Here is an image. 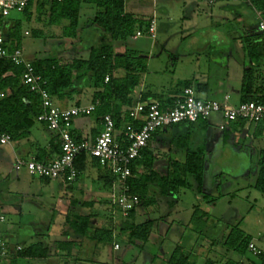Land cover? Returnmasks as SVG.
Instances as JSON below:
<instances>
[{
  "label": "rangeland",
  "instance_id": "rangeland-1",
  "mask_svg": "<svg viewBox=\"0 0 264 264\" xmlns=\"http://www.w3.org/2000/svg\"><path fill=\"white\" fill-rule=\"evenodd\" d=\"M154 1L156 39L148 35V25H145L136 39L130 37L124 42L125 48L136 52L146 64L141 84L154 100L176 96L187 81L191 83L192 78L198 76L197 56L201 55L202 60V54L207 56L212 66H215L213 62L220 64L229 59V64L238 69L250 58V62L264 72L263 59L249 57L245 47L243 48L253 40L232 41L229 38L233 33L242 36V32L247 31H257L260 36L258 29H255V13L252 9L254 0H245L249 4H241L245 12L242 11L240 17L223 25L208 24L210 19L207 20L206 14L211 6L210 0ZM212 1H217L213 6L221 2ZM138 2L146 7H153V0ZM197 8L203 15V19L198 21L199 24L193 17ZM85 12L93 15L95 6L83 4L81 14ZM22 16V12L12 11L9 18L20 19ZM80 18L83 19L82 16ZM196 24L199 27L195 29ZM20 27L21 46L25 54L32 53V56L38 59L53 56L58 52L61 56L57 58L63 63L69 62L73 57L84 58L86 55L85 50H79V45L72 48L63 40L42 39L32 35V25L28 22H22ZM24 29L28 30V35H23ZM187 33L190 34L187 38L181 37ZM85 37L93 45L98 43L99 34L95 32L83 34V38ZM221 42L224 46L226 44L234 47L231 52L230 49L227 52L228 57L224 53L226 51L221 48ZM32 44L46 49L45 52L33 53ZM260 48L264 49V41L257 49ZM75 51L77 54H74ZM229 67L230 65L227 69ZM251 69L253 71L255 68ZM213 74H210L212 81ZM215 75V86H210L206 92L202 91L204 93L197 92L196 95L204 98L207 94V99L222 103V76L217 73ZM235 84L237 87V81ZM235 84H232V89ZM88 94L91 96V92ZM233 94L229 91L228 96L233 99ZM72 99H65L59 105L68 106ZM236 100L238 104L240 101L237 97ZM94 116L96 114L74 121L75 128H89ZM221 122L223 120L219 113L211 114L207 120V132L216 140H209L210 137L206 140L207 168L203 186L204 192L210 194L212 199L207 202L191 190L180 188L176 195H152L153 202L143 207L138 206L131 218L124 217L118 208L108 203V188L99 178L100 174L109 172V168L99 165L96 159H89L77 181L45 179L31 176L24 168L15 170L16 160L10 146L1 145L0 214L5 217V221L0 223V238L23 249L32 244H42L49 251L45 261L18 255L14 263L168 264L171 253L176 247H180L182 255L186 257V264H225L227 259L241 264H264V192L256 187L259 150L264 149V138L254 139L252 142L247 138L244 141V136L235 132L222 143L223 133L218 127ZM42 125L34 122L31 131L36 133V130H39L42 138H49V130ZM247 125L249 126V123ZM167 142L166 140L161 143V138L156 136L151 145L152 149L160 153L156 161L158 170L165 168ZM175 149L176 147H172L170 155L182 159L181 154L173 152ZM82 200L86 203L91 201L92 204L78 205ZM196 206L204 212L205 222L192 219ZM77 214H91L93 227L88 228V234L85 236L72 235L71 230H68L69 235H66V216L71 218ZM144 222L149 224L147 240L142 242L140 238H132L129 241V230L126 226H137ZM102 227L113 230L111 241H97L92 238L94 228ZM233 228L255 240L263 254L253 255L248 249L243 254L226 251L222 241ZM62 241L72 242L69 245L72 249L70 253L59 249V242ZM115 244L118 248H114ZM10 260L8 258L6 263Z\"/></svg>",
  "mask_w": 264,
  "mask_h": 264
},
{
  "label": "trees",
  "instance_id": "trees-1",
  "mask_svg": "<svg viewBox=\"0 0 264 264\" xmlns=\"http://www.w3.org/2000/svg\"><path fill=\"white\" fill-rule=\"evenodd\" d=\"M35 2L39 12L42 13L41 15H43V9L48 6L49 24H54L60 19L67 20V25L63 27L64 42L72 48L79 45V50L88 51L86 59L74 57L65 63L55 56L36 58L31 61L35 73L40 75L46 82L45 89L48 93L53 98L63 101L72 98L75 93L81 91L85 86L93 88L92 102L98 101L99 105L92 114H96L100 118L105 114L111 115L116 128L119 130L125 123L131 122L128 116V111L132 108L131 94L139 85L140 78L145 73L146 64L142 57L128 49L123 54H114L113 43L115 41L125 42L135 34L137 29L142 27L144 22L125 12V0H42ZM254 2L253 8L264 10V0H254ZM83 4H92L95 8L102 10L94 13L89 24L80 25L81 6ZM89 32L99 34L97 44L93 45L86 40V37L83 38V34ZM5 38L12 40L14 44L9 51L16 49L21 38L20 23H16L12 29H9ZM260 40L264 41L261 37ZM14 41L16 42L14 43ZM258 47V44L255 46L248 45L246 48L248 56L255 58L262 56V53L257 50ZM117 69L124 70L125 75L121 78L114 77L113 72ZM24 72L23 65L14 64L9 58L0 61V90L8 89L10 92L0 101V129L11 136V142L28 136L30 128L34 122H37V115L42 111L39 96L30 91L23 80ZM106 77H108L107 81H105ZM189 86L190 82L187 81L184 88ZM252 91L253 72L250 68L245 70L242 77V99L240 103L249 101L264 103V87L260 90L262 94L255 97L251 95ZM176 98H169L165 101L159 99V101L162 108H167L172 105ZM246 125L245 120L231 121L221 130L223 133L221 142L225 143L235 132L241 135ZM206 128L207 121L199 120L164 127L153 134L152 138L166 134L170 145L169 150L172 151V147H176L173 152L176 154V151H180L182 159L171 156L169 151L165 154V168L158 170L156 165L158 152L149 150L148 147L141 151L140 156L131 163V175L126 179L130 192L140 198L139 207L153 202L152 195H176L180 188L191 190L196 196H200L202 200H207V202L212 199L210 194L204 192L203 186L207 168V150L204 137ZM73 137L77 141L81 139L74 131ZM247 138L251 142L254 139L264 138V120L249 123L247 132L243 137L244 141ZM50 143L53 149L45 155L46 157L37 156L38 160L43 158L44 161H50L52 155L57 156L60 154L59 143L56 138L51 139ZM91 158L87 153H81L76 157L75 166L80 172L78 178L82 176ZM92 159L95 160V158ZM96 162L99 164L97 159ZM258 164L259 175L256 187L264 192V149L259 150ZM99 179L109 188L115 177L109 171L101 175ZM84 204L90 206L92 203L91 201L87 203L82 201L80 206ZM135 209H132L126 218L133 217ZM91 219V214H77L71 218L66 216L67 231H65V234L69 235L68 230H71L73 235L85 236L88 234V228L92 226ZM192 219L205 222L204 212L200 211L198 206L193 211ZM127 228L129 230V241L132 238H140L144 242L149 236L148 222L137 226H126ZM92 238L97 241H111L113 230L103 227L94 228ZM251 241V238L233 228L224 237L222 245L226 251L243 254L248 249V244ZM71 243V241H62L59 242V246L70 245ZM44 251L45 249L40 247L39 244H32L26 249L21 247L9 263L3 264H15L14 260L18 255L30 259H41ZM258 255H262V252ZM186 263V257L182 255L181 248L176 247L168 259V264ZM225 264L241 263L227 259Z\"/></svg>",
  "mask_w": 264,
  "mask_h": 264
},
{
  "label": "built area",
  "instance_id": "built-area-1",
  "mask_svg": "<svg viewBox=\"0 0 264 264\" xmlns=\"http://www.w3.org/2000/svg\"><path fill=\"white\" fill-rule=\"evenodd\" d=\"M31 0H0V61L9 58L16 65H23L25 72L23 80L29 90L39 96L42 111L36 117V121L56 135L59 143L60 154L50 161L38 160L35 157L28 159L17 158L15 170L24 168L31 176L45 179L60 178L67 182H74L79 176V170L75 166V159L81 153H87L98 160L103 167L108 166L110 173L115 177L108 188V203L118 208L124 217L140 204L138 195L130 192L126 179L131 175V163L140 156L141 151L148 147L153 134L164 127L180 123H192L207 121L213 113H219L223 122L219 124L222 130L234 120H245L247 123L264 120V103L249 101L230 107L227 104L228 97L224 96L222 103L215 100L203 99L196 95L195 90L189 86L182 90L171 106L162 108L160 101H138L129 111L131 122L125 123L119 130L115 126L114 119L109 114L101 118L102 129L99 134L90 141L82 138L79 141L73 137L72 123L79 117L90 116L99 105V102H91L87 105H74L67 108L54 104L53 97L45 89L46 82L36 74L31 61L23 57L19 48L9 51L3 35V27L12 11L23 12ZM42 1V0H35ZM62 1V0H56ZM154 1V0H153ZM256 26L261 38L264 40V10L253 8ZM148 35L156 38V22L152 18L148 28ZM140 35L137 31L132 37L136 39ZM108 77L105 78V81ZM7 96L5 90H0V101ZM11 136L0 129V146L10 145ZM5 217L0 214V223ZM114 248H118L115 244ZM15 246V251L20 250ZM248 250L253 254H260L261 250L251 241ZM9 247L5 239L0 238V264L9 257Z\"/></svg>",
  "mask_w": 264,
  "mask_h": 264
},
{
  "label": "crops",
  "instance_id": "crops-1",
  "mask_svg": "<svg viewBox=\"0 0 264 264\" xmlns=\"http://www.w3.org/2000/svg\"><path fill=\"white\" fill-rule=\"evenodd\" d=\"M154 2L155 1H153V7H146L145 5L139 3L138 0H128V2H127V0H125V12L130 13V14L134 15L135 17H137L140 21H143L144 24L142 25V27L145 26V25H149L151 19L152 18L155 19ZM216 2L215 1L213 2L212 0L209 1L211 6L208 9V14H206L207 15L206 16L207 20H208V18L210 19V20H208V24L210 23L212 25L213 24L214 25H219V24L223 25V24H226V23H230V22L234 21L236 19V17H240L241 12L244 11L242 9L243 7H242L241 4L249 5L248 2H246L245 0H225V1L221 0L219 5L213 6L214 3H216ZM197 7H198V5H197ZM252 9H253V7H252ZM101 10L102 9H100V8H95V12L96 11H101ZM198 10H199L198 8H197V11L194 10V13H193L194 16L193 17L195 19L194 18L193 19L195 20L196 23L199 24L200 19L201 20L203 19V15H202V12H200ZM42 12H43V15H41L42 13L39 12L37 4H36L35 0H33L32 3H30L28 5V8L25 11L22 12L23 16L20 19H17V18L10 19L9 17L7 18V20L5 22V25L2 28L3 29L2 32H3L4 37H6L7 31L9 29H12V27H14L16 25V23H20V25H21L22 22H28L29 24L32 25V30H31L32 31L31 32L32 35H36L37 37L42 38V39H47V38L55 39L56 38V39L65 41V38L63 36V27L67 25V20L60 19L58 22H56L54 24H49L48 23V16H49L48 6H46L43 9ZM81 16H82L83 19L81 20V18H80V22L79 23H80V25L81 24L84 25V24H89V21H91V19L93 18L94 14L93 15L92 14L89 15L88 12H85V13L81 14ZM254 21H255V29H256L257 28L256 20L254 19ZM197 27H199V25L195 26V29ZM141 28L137 29V31L140 30V32H141ZM27 29L23 30V35L24 36L28 35V30ZM56 31H57V33L54 34V32H56ZM253 32L252 31L242 32V36L241 35L238 36L239 34L233 33L232 35H230L229 38L232 41H235L236 39H243V40H245V42H247V40L250 39V40H253V42L248 43L249 46H252V45L255 46L256 44H258V46H259L263 41L260 40V36L258 35L257 31H253ZM21 35H22V32H21ZM188 35H190V34L189 33L182 34L181 37L182 38H187ZM215 40L218 42V38H216ZM221 40H223V39H221ZM5 42H6V44H7L9 49L12 47V45H14L12 43V40H10V39H6L5 38ZM15 42L16 41H14V43ZM32 45H33V48H34V52L33 53H35V54L36 53L39 54L41 52H45V50H46V49H43L40 46H36L35 44H32ZM216 45H218V44H216ZM221 45L224 46V43L221 42ZM222 46H221V48H223L226 51L224 53H226V57H228L227 52L229 51V49H230V52H231L234 47L230 46V45L226 46V44H225L224 47H222ZM247 46L248 45L246 44L245 46H243V48L245 47V49H246ZM16 47L21 49L23 57L26 60L33 61V60L36 59L35 56H32V53H30V54L23 53V50H22L23 48L21 46V40H20L18 46H16ZM125 50H126V48H125L124 42L115 41L113 43L114 54H116V55L123 54L125 52ZM257 50L259 51V53L260 52L262 53V56H260L259 58H262L263 59L262 63H264V49L260 48V49H257ZM85 52H86V55H85V57L83 59H86L87 56H88V51L85 50ZM245 52L247 54V50ZM75 53H76V51L74 52V54ZM53 56L58 57V56H61V55L58 54V52H56V54H54ZM200 56L201 55L197 56L199 58L198 61H197L199 63V65H198V69H199L198 76H194L192 78L193 80H191L192 84L190 83V86L195 90L196 93L197 92L198 93H204L202 91H205V92L208 91V88L210 86L212 87V85H214L213 81H215V76H216L215 74L217 73V74L222 76L221 77V83L223 85V90H224L222 101H223L224 96H227L228 97L227 104L230 107L236 106V105H238L240 103L239 102L238 104H236L237 103L236 102L237 101L236 97L238 98V101H241V99H242L241 86H242L243 74H244L245 70L254 67L255 69L252 71L253 72V91L251 92V95L253 97H255V96L259 95V94H262V92L260 90H261L262 87H264V72H261L260 70H258L260 67L256 66V65H253L250 62L251 61L250 58L248 59V61L246 60L244 63L241 62V63H243V66L238 69V67H236V66L232 67L231 63L229 64V62H228L229 59H227L224 63H220V64L218 62H213L215 64V66H212V65H210L211 61L208 60V58H207V56L205 54H202V60H200ZM241 63H239V64H241ZM225 64L227 66H225ZM228 65H230V67L227 69ZM211 69H213V72H211ZM211 73L212 74L215 73L212 76L213 81L210 78L211 77V75H210ZM224 73H225V76H224ZM230 73L232 75H230ZM124 75H125V72L122 69H117V70H115L113 72V76L117 77V78H121ZM219 75H217V77ZM143 76L144 75L141 76L139 85L135 88L134 92L131 94L132 107L138 101H141L143 97H145V99H143L142 101L154 100L153 98H151L149 96L148 93L145 92L144 87H142L141 83H142ZM219 78H220V76H219ZM236 81H237V87H236V84H235ZM233 83L235 84V88L234 89H232V87H233L232 84ZM218 85H220V84H218ZM5 91L7 92V94L10 93L8 89H6ZM229 91L231 93L232 92L234 93L232 97H235V98L232 99L231 96H228ZM89 92H91V96L88 94ZM93 92H94L93 88L85 86L84 88H82L81 91L75 93L72 96L73 99L70 102V105H68V106H60L59 103H61L62 101H60V100H58L56 98H53V102H54V104H56V105H58L59 107H62V108H67V107H71V106H74V105H80V104L87 105V104L92 102ZM181 94H182V91L177 93L176 96H169V97L161 98L160 100L165 101V100H167L169 98L171 99L173 97H180ZM84 95H87L86 98H83ZM205 95L206 96H204L203 99H207V94H205ZM157 101H159V100H157ZM81 118H83V117L76 118V119H74V121H77L78 119H81ZM74 121L72 123V130L75 132V134L79 135L81 139L82 138H86V139H88L90 141H93V139L96 137V135L99 134L100 130L102 129L101 118L99 116H97V115L93 117L91 126L89 128H87V129H84L82 127L79 128V129H76L75 126H74ZM247 129H248V125H246L243 128V131H245V133H243V131H242V133H241L242 136H245V134L247 132ZM48 132H49V138H42L41 137V133L39 132V130H36V133H33L31 131V128H30V132H29L28 136H26L24 138H20L18 140H13L9 146H10V148H11V150H12L14 156H15V160L17 158H24V159H28V158H31V157H35L36 158L37 156L38 157L39 156L46 157L45 155H47L50 152V150L53 149V147L51 146V143H50L51 139L56 138V135L54 133H52L51 131H48ZM211 136H212L211 134H208L207 128H206V131L204 133L205 144H206V140H208L209 137H210L209 140H213L214 139L213 136L212 137ZM158 138H159V136H158ZM160 138H161V143L166 142V140L168 139L166 134L161 135ZM155 139H156V136H154L150 140V142L148 143V148H149V150H155V151L158 152V150L151 148V145L153 144ZM56 140H57V138H56ZM214 140H216V139H214ZM57 142H58V140H57ZM167 146H168V148H167L166 152L168 153L169 151H171V150H169L170 149L169 142H167ZM176 152H177L176 154H181L180 151H176ZM159 154L160 153L158 152V156H159ZM54 157H55V155H52L50 158L53 159ZM42 160H44V159L42 158ZM100 176H101V174H100ZM81 202H79L78 205H80ZM252 242H254V244L256 245L257 248H259L255 240H252ZM39 245H40V247L45 249V251L43 253V257L41 258L42 260L45 261L47 256H48V252H49L48 248L44 247L42 244H39ZM15 246H19V245L12 246L11 244L8 243L9 255H10L8 257L9 259H12L16 255ZM59 249L66 250L67 253H70L71 250H72L71 246H69L67 244L64 245V246L59 247ZM261 252L263 254V250H261ZM7 259H5V263H6Z\"/></svg>",
  "mask_w": 264,
  "mask_h": 264
},
{
  "label": "water",
  "instance_id": "water-1",
  "mask_svg": "<svg viewBox=\"0 0 264 264\" xmlns=\"http://www.w3.org/2000/svg\"><path fill=\"white\" fill-rule=\"evenodd\" d=\"M243 133H245V131H243Z\"/></svg>",
  "mask_w": 264,
  "mask_h": 264
}]
</instances>
